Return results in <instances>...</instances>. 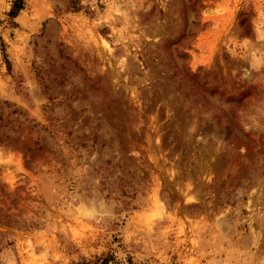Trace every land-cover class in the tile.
Returning <instances> with one entry per match:
<instances>
[{
	"label": "rangeland",
	"instance_id": "374dc122",
	"mask_svg": "<svg viewBox=\"0 0 264 264\" xmlns=\"http://www.w3.org/2000/svg\"><path fill=\"white\" fill-rule=\"evenodd\" d=\"M0 0V264H264V0Z\"/></svg>",
	"mask_w": 264,
	"mask_h": 264
},
{
	"label": "trees",
	"instance_id": "16d2710c",
	"mask_svg": "<svg viewBox=\"0 0 264 264\" xmlns=\"http://www.w3.org/2000/svg\"><path fill=\"white\" fill-rule=\"evenodd\" d=\"M24 7H25V0H15L12 9L9 12L10 18L12 19L17 18L20 12L24 9ZM112 262H115V257L109 254L104 256L103 258H99L96 262H82L80 264H111ZM128 264H132V263L129 261Z\"/></svg>",
	"mask_w": 264,
	"mask_h": 264
}]
</instances>
